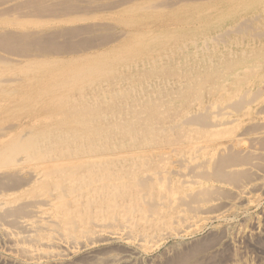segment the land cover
Wrapping results in <instances>:
<instances>
[{
  "label": "rangeland",
  "instance_id": "374dc122",
  "mask_svg": "<svg viewBox=\"0 0 264 264\" xmlns=\"http://www.w3.org/2000/svg\"><path fill=\"white\" fill-rule=\"evenodd\" d=\"M14 1L0 11V165L14 175L10 168L16 162L27 166L44 157L88 156L85 171L92 174L83 185L94 196L90 221L108 220V231H120L129 220L132 235L147 239L139 247L117 241L103 250L102 259L113 255L121 264H170L200 244L205 250L196 260L264 264L263 190L227 211L204 205L208 212L186 214L191 227L183 237L171 232L179 212L170 198L160 206L154 202L164 198L161 192L177 195L184 169L176 161L188 156L191 146L200 144L203 155L209 154L263 121L255 104L225 130L187 121L193 116L186 113L211 104L214 86L252 93L264 87V0ZM19 179L8 177L6 183ZM141 194L149 195L148 203L136 200ZM0 254L20 263L2 246ZM194 259L186 264H195Z\"/></svg>",
  "mask_w": 264,
  "mask_h": 264
},
{
  "label": "bare ground",
  "instance_id": "6f19581e",
  "mask_svg": "<svg viewBox=\"0 0 264 264\" xmlns=\"http://www.w3.org/2000/svg\"><path fill=\"white\" fill-rule=\"evenodd\" d=\"M13 1L14 0H7L4 2L3 1L0 2L1 3L0 11H2L3 13V11L9 10L11 6H13L12 5ZM35 43L37 44V42ZM4 45L6 47V44ZM7 45H9V43ZM201 45L203 44L201 43ZM4 50L6 49L4 48ZM238 55L239 54L237 53V56ZM255 57L258 56L255 55ZM239 61L234 62V65L235 63L237 64V62ZM155 65H157V63ZM135 67L136 66H134V68ZM213 88L214 90H212L211 92L215 93L216 95L214 101H212L211 104L209 103L210 105L208 104L203 107H198L196 110L194 109L191 112H187L186 115L193 116V119L188 118L186 119L187 121L195 120L196 121V122L194 121L195 124L197 123H201V125L207 124L209 125L210 128H213L215 130H225L229 128V124L232 123L235 124L242 121L241 115H239V113L244 109L247 110L251 109L250 106L253 104L256 105L255 109L258 108V112L255 111L258 113V116L264 118V87H259L253 93L251 90L239 91L235 86L233 87V89L230 90L228 89L222 90V88L225 87L224 86L219 87V85L214 86ZM219 93H221L220 97H223L225 95L228 96L229 94L234 96L224 97V99L220 101L221 99H218L220 98L218 96ZM198 127L199 126H197V128ZM227 139L230 140L229 145L219 146L216 147L215 149L213 148L209 154H204V155L202 153V149H203L202 145L195 144L193 145V147L191 146L192 149L191 153L188 156H183L177 159L176 161V163L181 165L184 169V171H182L180 175L181 177L179 184L180 190H178L177 195L166 196L165 193L163 194V192H161L159 195L164 196V198H157L154 200L155 204L157 206H160L163 205L164 202H166L170 198L168 200L169 204L173 205L175 208L178 209L179 212L177 216L178 219L175 220V222L173 223V228L171 229L172 230L171 232H173L174 236L180 237L182 234L186 233L187 230H189V228L191 227V225H189L188 222L190 217L187 216L186 214L193 215V213L197 214V213L208 212L209 208L207 209L204 205L207 206L209 205V207L214 209L218 207H223L226 208L225 211H227V207L233 208L238 203H242L240 201L247 200L254 191L255 192L262 190L264 191V170H263L264 169V119L262 122H257L254 124L251 123L246 127L244 131L240 132L238 135H232L230 138ZM234 152H236L237 154V155H233L235 160L232 158V154ZM49 158L44 157L42 158V161H40L38 164H29L27 166H23L20 164V162L19 163L16 162L13 165V167L10 168L11 172H13L14 175L9 174L8 169L4 168L3 165H0V246H2L3 251L7 256L13 257V259L16 258V260L20 262L19 264H121L122 258H119V256L113 257V255H110V257H107L106 259L105 258L102 259V256L106 253L103 250L109 248V246L111 247V245L115 244L117 241L129 242L138 247H139V242L141 243L147 241L145 237L143 239L142 236L134 237L132 235V233L129 230L130 227L129 220L125 221L119 226L120 231H110L111 228L108 231L107 229L111 225L110 223H108V220H106V222L90 221L89 209L91 208V205L94 203V196L92 192L88 190L89 188L86 185H83L84 183L89 182L92 174V171H85L86 170L85 168L90 165L89 161L91 159L88 156H84L81 159H74L73 157H65V159L64 158L56 159L57 161L51 160ZM11 161L12 159L10 160V162ZM92 166H93L92 168L99 169L97 165L95 166V162H93ZM63 172L65 173L64 175ZM17 175L22 176L23 179H19L18 180L19 182L9 181L11 184L6 183L8 177H13V178L15 177V179H17ZM146 175L150 177L149 174ZM143 178L145 179V175L143 176ZM141 182L142 181L140 179V183ZM68 187H70V189H68ZM161 188H162V184H160L159 190H161ZM162 190H166V189L163 188ZM76 192H79V195H75ZM222 193H229L231 194L232 197L230 199L223 200L222 197L218 196L221 195ZM136 200L142 204H145V202L150 200V197L148 194H141L136 197ZM78 201L81 202V204L79 203L80 205H78ZM218 214H220V212ZM238 234L239 236L244 235L243 231L239 232ZM181 237H183V235ZM243 237L245 238V236ZM153 240L154 239L150 240V242ZM211 241L212 243H215L218 242L219 240L217 239V241L214 242L213 240ZM201 249H203L202 246L200 244H196V246H194L192 249L190 248L188 249L190 250L188 252L189 255L186 253L187 255L186 256L183 253L184 256L183 254L182 256H177V258L178 257L179 258L177 260L175 259V261L171 260L172 262L170 264H186L191 260L193 261L194 257L196 256L197 253H199ZM222 249L224 248L222 247ZM136 260L138 261V259L135 258L134 261ZM0 264H15V262H11L9 260L7 261V259L0 257ZM195 264H209V263L208 260L205 261V260L197 259L195 261Z\"/></svg>",
  "mask_w": 264,
  "mask_h": 264
}]
</instances>
